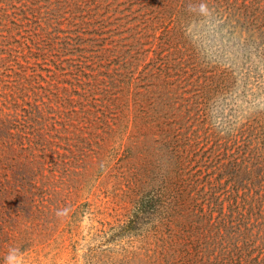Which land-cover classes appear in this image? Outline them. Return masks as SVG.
<instances>
[{"label":"trees","instance_id":"trees-1","mask_svg":"<svg viewBox=\"0 0 264 264\" xmlns=\"http://www.w3.org/2000/svg\"><path fill=\"white\" fill-rule=\"evenodd\" d=\"M205 2L0 0V201L34 194L56 152L113 147L141 192L122 264H264V111L220 116L230 74L161 54ZM254 20L264 67V0Z\"/></svg>","mask_w":264,"mask_h":264},{"label":"rangeland","instance_id":"rangeland-1","mask_svg":"<svg viewBox=\"0 0 264 264\" xmlns=\"http://www.w3.org/2000/svg\"><path fill=\"white\" fill-rule=\"evenodd\" d=\"M206 1L194 15L167 22L179 34L173 31L171 43L161 36L167 40L160 41L161 54L193 57L220 77L230 74L214 94L220 116L264 111V67L250 65L257 58L259 0H229L221 15ZM69 154L54 153L60 164L37 176L40 187L29 198L24 191L11 204L0 201V264L124 263L120 252L130 243L117 231L141 193L134 165L113 147L103 158L91 152L75 160Z\"/></svg>","mask_w":264,"mask_h":264}]
</instances>
